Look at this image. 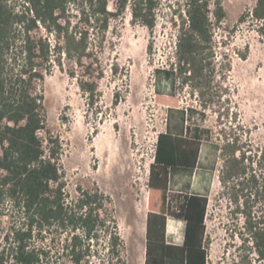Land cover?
Returning a JSON list of instances; mask_svg holds the SVG:
<instances>
[{
  "label": "trees",
  "instance_id": "obj_1",
  "mask_svg": "<svg viewBox=\"0 0 264 264\" xmlns=\"http://www.w3.org/2000/svg\"><path fill=\"white\" fill-rule=\"evenodd\" d=\"M126 11L132 24L149 31L167 13L175 30L172 61L155 71L160 84L169 83L166 94L156 89L155 100L168 119L149 166L144 264H206L209 200L168 197V184L173 171L192 172L209 133L188 124L196 112L178 106L177 88H189L202 117L216 106L218 120L230 117L228 109L220 111L228 91L216 64L217 32L226 18L222 0H0V264H127L111 197L97 186L67 191L62 142L47 125L37 85L56 64L75 80L87 114L100 120L99 83L106 73L100 55L111 23ZM252 17L264 36V0H256ZM40 30L45 37L33 35ZM109 70L121 80L128 74L117 61ZM119 99L115 89L114 107ZM222 132L218 180L231 213L242 218L240 262L264 264V150L248 155L239 137ZM168 217L185 222L182 246L166 242Z\"/></svg>",
  "mask_w": 264,
  "mask_h": 264
},
{
  "label": "rangeland",
  "instance_id": "obj_2",
  "mask_svg": "<svg viewBox=\"0 0 264 264\" xmlns=\"http://www.w3.org/2000/svg\"><path fill=\"white\" fill-rule=\"evenodd\" d=\"M222 4L226 18L217 32L216 64L228 91L220 111L228 109L230 117L218 120L217 106L202 117L189 88H177L176 98L179 107L195 110L188 121L190 126L209 130L202 140L207 165L215 176L205 217L208 264H241L244 252L239 249L237 233L242 218L231 213L234 206L221 195L218 175L222 160L217 148L224 143V131L229 138L239 137L248 155L264 150V36L259 31L261 25L252 17L256 0H222ZM109 8L113 9L112 3ZM242 15L245 19L239 22ZM33 35L46 36L42 30ZM174 42L175 30L167 13L159 14L153 31L132 24L129 11L111 23L105 50L100 55L106 71L99 83V105L104 111L100 120H95L91 111L87 114L86 101L75 80L56 64L37 83L44 95L47 125L62 142L67 191L74 195L76 185L87 189L97 186L111 197L127 264H144L142 227L145 209L147 214L149 166L154 161L151 149L168 119L167 108L155 100L156 89L166 94L169 83L162 80L160 84L155 71L168 68ZM244 52L246 58L242 59L240 53ZM115 61L127 70L123 82L110 74V64ZM68 68L65 61L64 69ZM115 89L119 90L120 99L114 107Z\"/></svg>",
  "mask_w": 264,
  "mask_h": 264
},
{
  "label": "crops",
  "instance_id": "obj_3",
  "mask_svg": "<svg viewBox=\"0 0 264 264\" xmlns=\"http://www.w3.org/2000/svg\"><path fill=\"white\" fill-rule=\"evenodd\" d=\"M187 114V111H185ZM193 118V114L189 116ZM166 129V127H165ZM165 131V130H164ZM163 131V132H164ZM206 149L202 144L200 147L198 160L195 168L191 173L177 169L172 172L168 184V197L173 196H204L210 202V194L214 185L213 171L207 165ZM147 201V200H146ZM209 205V204H208ZM145 222H146V209H145ZM185 222L173 217H168L166 220V242L174 246H182L184 240ZM140 230V229H139ZM145 232V226L142 227ZM207 236V234L205 233ZM145 259V249H144ZM206 264H208V256Z\"/></svg>",
  "mask_w": 264,
  "mask_h": 264
},
{
  "label": "built area",
  "instance_id": "obj_4",
  "mask_svg": "<svg viewBox=\"0 0 264 264\" xmlns=\"http://www.w3.org/2000/svg\"><path fill=\"white\" fill-rule=\"evenodd\" d=\"M156 144H157V138H156V141L154 142V144L152 145V155H153V159H154V155H155V150H156Z\"/></svg>",
  "mask_w": 264,
  "mask_h": 264
}]
</instances>
